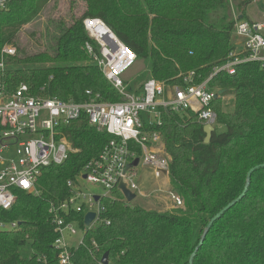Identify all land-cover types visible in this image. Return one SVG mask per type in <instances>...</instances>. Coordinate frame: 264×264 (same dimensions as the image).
Here are the masks:
<instances>
[{"label":"trees","instance_id":"1","mask_svg":"<svg viewBox=\"0 0 264 264\" xmlns=\"http://www.w3.org/2000/svg\"><path fill=\"white\" fill-rule=\"evenodd\" d=\"M48 1L12 0L7 11L0 12V52L4 45L16 47L19 27ZM81 1L86 10L72 25L49 22L52 32L46 28L49 43L44 51L30 55L17 46V52L5 58L3 82L8 92L23 83L32 96L79 103L95 98L122 101L94 60L101 57L100 48L87 36L85 20H100L136 61L143 62L148 75L142 76L139 89L149 79L165 88L198 85L235 50V21L225 0ZM249 1L242 3L240 20L249 21ZM133 85L128 92L139 90ZM207 85L222 92L211 107L223 132L214 129L205 144L196 116L163 109L160 125L150 128L165 143L171 188L183 199L184 208L145 211L112 191L111 198L100 201L104 210L100 221L86 231L85 246L70 248L74 264H98L106 252L108 264H189L209 220L242 193L248 171L264 164V70L257 63H245L234 75H214ZM225 96L232 97V111H223ZM64 132L76 153L62 165L41 169L36 194L17 191L12 208L0 210V221L18 223L15 231L0 233V264H42V258L46 264H58L49 204L69 196L67 182L76 181L113 139L83 119L70 122ZM71 220L83 228L82 214H73ZM192 264H264V168L252 173L244 197L213 224Z\"/></svg>","mask_w":264,"mask_h":264},{"label":"built area","instance_id":"2","mask_svg":"<svg viewBox=\"0 0 264 264\" xmlns=\"http://www.w3.org/2000/svg\"><path fill=\"white\" fill-rule=\"evenodd\" d=\"M11 1L0 0V12L7 11ZM87 21H95L103 26L111 41L103 44L96 41L86 28ZM234 21L235 50L229 53L223 65L214 69L207 80L198 85L165 88L161 82L149 79L137 92L130 93L123 77L136 62V55L120 43L100 20H85L83 25L88 37L94 39L100 48L101 57L94 60L104 78L123 98L114 103L96 98L79 103L32 96L28 86L23 83L15 91L8 92L3 82L4 60L15 54V48L4 45L0 52V210L12 208L17 191L36 194L41 169L62 165L70 154L76 152L64 132L70 122L83 119L89 126L112 136L113 139L85 167L76 181L67 182L69 196L49 204L48 214L56 234L52 247L57 263L74 264L70 248L85 246L86 231L100 221L103 213L100 201L111 198L112 191H119L125 201L120 184L135 194V198L140 194V184L135 181L138 168L147 170L155 181L164 180L170 184L171 158L161 135L150 129L160 125L159 110L188 112L196 116L203 126L214 127L216 114L211 104L218 91L210 89L208 81L220 72L234 75L236 67L245 63H257L264 70V19L246 21L237 17ZM86 48L91 51L88 45ZM191 76L193 73H189L188 78ZM86 95H90L89 91H86ZM136 159V166H132ZM82 181L99 186L102 193H82ZM24 182H27V186ZM159 191L163 193L168 210L184 208L183 199L172 188L166 185V189ZM86 213L95 215L88 227L83 222ZM73 214H82V229L75 220H71ZM17 228V222L0 221V233L12 232ZM92 245L96 246L94 242ZM42 261V264H46L44 258Z\"/></svg>","mask_w":264,"mask_h":264},{"label":"rangeland","instance_id":"3","mask_svg":"<svg viewBox=\"0 0 264 264\" xmlns=\"http://www.w3.org/2000/svg\"><path fill=\"white\" fill-rule=\"evenodd\" d=\"M225 1L228 5L230 18L235 20L238 17L240 20L239 15L241 14L242 3L249 0ZM251 2L252 1H249L248 4ZM254 7L260 13H264V0H255ZM85 10L86 5L81 0H49L42 11L39 12L29 23L19 27L14 39L16 47L19 46L20 51L23 50L26 54L30 55L44 51L47 48V43H49L47 41L48 37L46 36V28L49 27V22H55L56 24L58 23L64 27H68L72 25L76 19H79ZM49 31L52 32L50 27ZM231 41L237 42V39L233 36V40ZM13 47L15 48L16 53L17 49L15 46ZM86 50L87 54L90 56L91 51L87 48ZM146 75H148L146 66H144L142 61L138 60L125 72L123 81H126V87L132 86L135 82H137L133 85L135 87L133 90H136L139 89L140 83L144 82V80H142V76L146 77ZM222 104L223 111H232L233 101L231 96L223 97ZM213 128L216 129V132L218 133L224 131L223 128L218 127L216 124ZM137 171L138 174L135 181L140 184V194H137L136 198L130 204L144 209L145 211H155L157 213L176 210L167 209L164 204L163 193L159 191V189H166V185L171 188V184H167L164 180H161L160 182L155 181L154 178L148 174L147 170L138 168ZM80 190L86 195H99L102 193L99 186L87 181H82ZM168 206H171V204H168ZM25 251L30 252L28 245H26Z\"/></svg>","mask_w":264,"mask_h":264},{"label":"water","instance_id":"4","mask_svg":"<svg viewBox=\"0 0 264 264\" xmlns=\"http://www.w3.org/2000/svg\"><path fill=\"white\" fill-rule=\"evenodd\" d=\"M222 95V92L219 91L217 93V95H215L214 99H217L218 97H220ZM203 132L205 134V138H204V143L207 144L209 141H210V138H211V135L212 133L214 132V128L211 127L210 125H204L203 126ZM137 159L132 163V166H136L137 164ZM260 168H264V164L263 165H260V166H256L252 169H250L246 175V182H245V186H244V189L242 191V193L236 198L234 199L233 201H231L229 204H227L221 211H219L216 215H214L210 220L209 222L207 223L206 225V228L199 240V243L197 245V247L195 248V251L193 252V254L190 256L189 258V264H192L193 263V258L196 254V252L198 251V249L202 246L203 244V241L205 239V236L207 235V233L209 232V230L211 229V227L213 226V224L218 221L225 212H227L228 210H230L233 206H235L243 197L244 195L246 194L247 192V189H248V186H249V182H250V177L252 175V173L257 170V169H260ZM85 178V176H83V179ZM119 189L122 191L123 195H124V198H125V201L126 203L130 204L134 199H135V194H132L130 193L123 184H120L119 186ZM96 200H97V197H96ZM95 215L94 213H86L83 217V222H84V225L85 226H89L93 219H94ZM101 264H108V253H104L101 257V260H100Z\"/></svg>","mask_w":264,"mask_h":264},{"label":"bare ground","instance_id":"5","mask_svg":"<svg viewBox=\"0 0 264 264\" xmlns=\"http://www.w3.org/2000/svg\"><path fill=\"white\" fill-rule=\"evenodd\" d=\"M86 28L89 34L99 43L103 44L104 42L111 41V38L108 35V32L103 26L98 24L95 21H87Z\"/></svg>","mask_w":264,"mask_h":264},{"label":"crops","instance_id":"6","mask_svg":"<svg viewBox=\"0 0 264 264\" xmlns=\"http://www.w3.org/2000/svg\"><path fill=\"white\" fill-rule=\"evenodd\" d=\"M253 0L250 4H248L245 8L246 16L249 21H261L264 19V13H260L255 7H254Z\"/></svg>","mask_w":264,"mask_h":264},{"label":"snow or ice","instance_id":"7","mask_svg":"<svg viewBox=\"0 0 264 264\" xmlns=\"http://www.w3.org/2000/svg\"><path fill=\"white\" fill-rule=\"evenodd\" d=\"M25 183V186H27V182H24Z\"/></svg>","mask_w":264,"mask_h":264}]
</instances>
